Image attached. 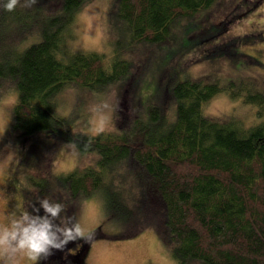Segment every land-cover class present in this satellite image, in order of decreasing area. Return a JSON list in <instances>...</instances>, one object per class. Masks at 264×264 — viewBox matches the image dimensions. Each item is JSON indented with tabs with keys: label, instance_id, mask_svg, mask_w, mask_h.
I'll use <instances>...</instances> for the list:
<instances>
[{
	"label": "trees",
	"instance_id": "16d2710c",
	"mask_svg": "<svg viewBox=\"0 0 264 264\" xmlns=\"http://www.w3.org/2000/svg\"><path fill=\"white\" fill-rule=\"evenodd\" d=\"M86 1L59 0L56 14L43 1L16 0L11 10V0L0 5V82L17 91L10 132L21 138L43 133L82 154L95 151L97 167L59 176L61 186L72 199L103 191L107 209L119 205L136 214L133 221L149 219L176 264H264V92L246 82L178 80L162 97L172 100V118L165 101L149 103L145 117L119 121L117 132L94 137L71 131L57 113L56 97L66 85L99 90L129 76V54L145 46L175 43L178 52L193 44L177 43L179 22L217 0H117L115 17L125 41L112 45L109 63L96 52L65 48L68 29ZM5 21L9 28H34L38 38L18 49ZM221 92L252 106L256 122L245 127L242 120L205 116L204 105ZM118 175L126 191L114 186Z\"/></svg>",
	"mask_w": 264,
	"mask_h": 264
},
{
	"label": "rangeland",
	"instance_id": "374dc122",
	"mask_svg": "<svg viewBox=\"0 0 264 264\" xmlns=\"http://www.w3.org/2000/svg\"><path fill=\"white\" fill-rule=\"evenodd\" d=\"M32 1H43L55 14L60 8L59 0H23ZM116 1L87 0L82 5L65 39L68 53L96 52L109 63L112 45L125 41L115 17ZM179 24L177 43L186 39L193 44L178 52L175 43L135 49L129 54L133 62L129 76L99 90L75 84L63 87L56 97L57 113L69 121L70 130L92 137L117 132L119 121L125 125L136 116L145 117L146 105L161 101L172 118V100L167 94L165 100L162 97L183 79L216 81L220 86L246 82L264 92V0H217ZM37 36L34 28L26 32L16 25L8 30L9 41L20 50ZM140 53L146 58L141 59ZM0 85V264H176L149 219L133 221L136 214L119 205L107 209L103 191L72 199L58 177L96 168L97 154H82L71 143L43 133L13 135L10 124L17 91L7 81ZM203 112L217 121L242 120L245 127L256 122L254 108L231 99L227 92L207 102ZM114 178L116 188L128 189L119 175ZM45 202L55 215L45 210ZM44 223L50 225L49 235L59 247L50 246L49 254L34 260L14 235L20 231L18 224Z\"/></svg>",
	"mask_w": 264,
	"mask_h": 264
},
{
	"label": "clouds",
	"instance_id": "9594fccd",
	"mask_svg": "<svg viewBox=\"0 0 264 264\" xmlns=\"http://www.w3.org/2000/svg\"><path fill=\"white\" fill-rule=\"evenodd\" d=\"M16 0H11L7 8L11 10L15 6ZM43 207L46 211L55 215V211L45 202ZM27 219V218H25ZM20 231L14 235L18 240L20 248H27L32 256V259H37L40 254H49V247H59L53 243V239L49 235L50 225L44 224H27V227L18 224ZM7 239V234H5Z\"/></svg>",
	"mask_w": 264,
	"mask_h": 264
}]
</instances>
